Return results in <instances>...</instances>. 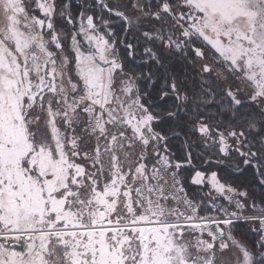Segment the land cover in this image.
I'll use <instances>...</instances> for the list:
<instances>
[{"label":"snow or ice","instance_id":"obj_1","mask_svg":"<svg viewBox=\"0 0 264 264\" xmlns=\"http://www.w3.org/2000/svg\"><path fill=\"white\" fill-rule=\"evenodd\" d=\"M0 264H264V0H0Z\"/></svg>","mask_w":264,"mask_h":264},{"label":"trees","instance_id":"obj_2","mask_svg":"<svg viewBox=\"0 0 264 264\" xmlns=\"http://www.w3.org/2000/svg\"><path fill=\"white\" fill-rule=\"evenodd\" d=\"M241 230L242 231L246 230V226H242V229Z\"/></svg>","mask_w":264,"mask_h":264}]
</instances>
